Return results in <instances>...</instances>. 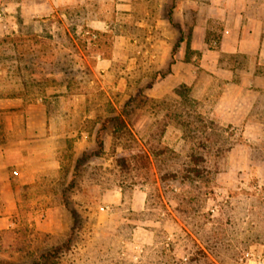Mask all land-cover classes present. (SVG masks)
<instances>
[{"label":"rangeland","instance_id":"374dc122","mask_svg":"<svg viewBox=\"0 0 264 264\" xmlns=\"http://www.w3.org/2000/svg\"><path fill=\"white\" fill-rule=\"evenodd\" d=\"M4 1L0 141L4 131L21 142L4 149L6 169L0 160V264H129L117 262L125 242L110 233L113 214L139 195L148 209L127 224L163 230L156 221L170 213L194 261L161 264H264V122L220 121L232 100L226 79L201 75L210 91L198 92L193 51L162 75L176 34L159 44L153 19L129 29L135 41H117L127 12L91 35L64 16L24 22ZM252 113L264 120V106ZM89 153L67 192L72 219L62 190Z\"/></svg>","mask_w":264,"mask_h":264},{"label":"crops","instance_id":"0c3cea01","mask_svg":"<svg viewBox=\"0 0 264 264\" xmlns=\"http://www.w3.org/2000/svg\"><path fill=\"white\" fill-rule=\"evenodd\" d=\"M24 2L5 0V9L15 5L21 12V17L25 18L23 21L30 19L32 23L64 16L62 22L65 26L70 25L72 29L83 28L84 33L91 35L108 31L109 26L113 27L114 21L118 19L116 16L118 12H127L125 13L129 19L127 27L118 25L119 29L113 32L117 41L124 38L129 40L131 37L135 41L133 35L136 34L129 29L134 30L139 26L142 27L141 25L145 27L149 18L153 19L162 25L157 39L159 44L167 42L165 38L167 34H176L175 39L169 41L172 45L168 53L166 54L164 49L161 58L166 62L169 60L168 65L174 59L170 64L171 72L176 71L175 67L183 66L188 47L189 51L197 54L199 59L195 67V89L198 92L210 91V85L203 82L201 75H207L209 79L215 80L226 79L225 89L232 92V100L229 104H223L225 117L220 121L264 122L263 118L252 113L254 108L264 106V0H30L29 3ZM140 11L143 16L138 15ZM154 11H158V15H154ZM120 27H126L128 30H121ZM157 27L158 25L155 26ZM177 41L178 46L172 55V47ZM213 41L216 42L215 45L212 44ZM97 57L100 59L101 56L98 54ZM2 135L0 160L1 167L6 169L7 162L3 159L6 158L3 157L4 149L12 147L10 146L12 143H19L21 140L20 138L9 140L4 131ZM128 205L127 211L113 214L115 221L112 222L110 234L115 241L125 242L124 249L120 246V252L117 253V258L120 259L117 262H129V264L194 262L186 261L188 255L182 252L185 232L179 223L175 221L174 232L167 226L173 221L170 213L161 212L165 218L156 221L162 224L163 230L152 227L151 224L148 227L129 225L127 223H131L133 215L143 214L148 208L144 195L130 197ZM191 235L193 236V233Z\"/></svg>","mask_w":264,"mask_h":264},{"label":"trees","instance_id":"16d2710c","mask_svg":"<svg viewBox=\"0 0 264 264\" xmlns=\"http://www.w3.org/2000/svg\"><path fill=\"white\" fill-rule=\"evenodd\" d=\"M177 46H178V41L175 42V44L172 47V55L174 54ZM188 52H189V49L187 47L186 48V55L188 54ZM186 55H185V57H186ZM173 61H174V59H172L170 61L167 70L164 71L162 73V75H165L168 71H170V64ZM116 117L117 116H115L114 118H111V120L112 119H115ZM95 141H96V144H97V150L94 153L95 154H99L103 150V133H102V128L101 127L96 131ZM91 155H92L91 153H89V154H83V155H81L80 157H78L76 159V162H75V165H74V169H73V173L71 175V178L69 180V183H68L67 187H65L62 190V196H61L62 197V202H63L64 206L69 210L72 219H75V217H76V211L73 208H70L69 207V200H68V197H67V192L73 187L74 180H75L76 175L79 173L80 168L91 157ZM72 228H73V224L71 226V231L73 230ZM68 241L69 240H67V242H65V243L57 246L54 251H59V250L65 249L68 246Z\"/></svg>","mask_w":264,"mask_h":264},{"label":"built area","instance_id":"2783aa9c","mask_svg":"<svg viewBox=\"0 0 264 264\" xmlns=\"http://www.w3.org/2000/svg\"><path fill=\"white\" fill-rule=\"evenodd\" d=\"M1 5H2V4L0 3V21L3 20V16H4V11H3ZM212 44L215 45L216 42L213 41ZM101 209H102V207H101Z\"/></svg>","mask_w":264,"mask_h":264}]
</instances>
